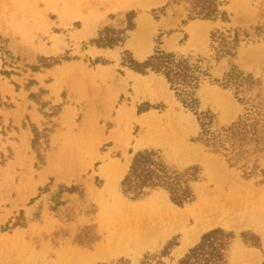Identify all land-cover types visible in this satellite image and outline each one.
I'll return each mask as SVG.
<instances>
[{"label": "rangeland", "instance_id": "obj_1", "mask_svg": "<svg viewBox=\"0 0 264 264\" xmlns=\"http://www.w3.org/2000/svg\"><path fill=\"white\" fill-rule=\"evenodd\" d=\"M169 1L0 0V264H139L171 239L178 245L162 261L175 264L215 227L237 236L230 264H264V177L246 178L193 142L196 118L163 78L121 65L126 50L144 60L162 35L164 49L205 56L215 78L230 63L264 78V35L255 34V27L264 28V0H225L227 22L186 20L187 0ZM163 6V14L153 13ZM129 11L137 13L135 27L122 46L92 44L104 27L125 28ZM140 20L147 28L143 56L136 49ZM213 29H239L251 41L241 43L235 58L216 62L209 48ZM139 106L148 110L139 113ZM200 110L212 111L221 126L242 107L230 90L206 83ZM147 148L177 168H201L194 202L175 206L162 190L141 200L121 193L133 153ZM260 165L264 169V160ZM165 202L181 214L175 229L144 244L115 237L120 213ZM205 212L216 213V221L206 225ZM195 228L199 235L184 245ZM241 232L257 234L261 247L243 244Z\"/></svg>", "mask_w": 264, "mask_h": 264}, {"label": "trees", "instance_id": "obj_2", "mask_svg": "<svg viewBox=\"0 0 264 264\" xmlns=\"http://www.w3.org/2000/svg\"><path fill=\"white\" fill-rule=\"evenodd\" d=\"M176 0H170L175 3ZM189 8L186 20H206L227 22L228 14L222 8L225 0H187ZM166 6V5H165ZM165 6L158 10L161 14ZM137 13L129 11L125 14L126 26L122 29L104 27L91 42L97 48H113L122 46L127 40V32L134 29L133 19ZM156 17V16H155ZM185 22V21H183ZM256 35H264L262 26L255 27ZM209 48L211 57L219 62L224 58H235L243 41H251L250 34L239 29L210 31ZM156 45L151 54L138 61L127 50L121 57V65L130 70L147 74L154 73L165 80L176 101L196 118L198 130L191 140L201 144L208 152L213 151V143L217 137L225 134L234 140L227 153L231 164L229 167L242 170L246 178L264 170L260 165L261 151L264 149V78L239 69L230 63L221 78L212 76V65L200 54L180 53L161 47L162 35L155 39ZM69 60V58H64ZM101 58L95 59V62ZM57 63V60H55ZM206 83H216L223 89L231 91L241 105V113L227 125H215V114L210 110H200V91ZM138 107V112L146 111ZM218 143V142H217ZM132 152V151H130ZM222 159L223 157L220 156ZM201 179V168L197 164L177 168L168 164L158 149H142L133 153L129 167L120 181L121 193L132 200H141L154 190L164 191L169 201L178 207L191 204L196 199L193 183ZM63 189H66L63 187ZM75 191V187L67 188ZM240 241L248 247L260 248L259 236L253 232H241ZM237 239L231 230L215 227L203 232L199 240L176 260L175 264H230V250ZM178 242L171 239L159 254L146 253L139 264H164L163 257L170 254ZM129 264L128 260L120 259ZM104 264V263H103ZM123 264V263H122Z\"/></svg>", "mask_w": 264, "mask_h": 264}, {"label": "bare ground", "instance_id": "obj_3", "mask_svg": "<svg viewBox=\"0 0 264 264\" xmlns=\"http://www.w3.org/2000/svg\"><path fill=\"white\" fill-rule=\"evenodd\" d=\"M146 28L145 23L140 21V28L136 34L137 40V52L139 55H144L145 51L142 47V42L145 38ZM140 42V43H139ZM164 84L167 83L163 79ZM237 106V105H236ZM119 172V171H118ZM122 172V170H121ZM120 174H113L109 180L110 186L119 178ZM109 187V186H108ZM160 202V201H159ZM211 206V205H210ZM212 210V209H211ZM206 219L208 222L206 225L216 221V213L205 212ZM181 214H177L173 211V207L167 202L158 206L154 210H144L143 211H127L126 213H120L117 222V230L115 237L119 239H127L137 244H144L152 237L159 234H167L171 231L172 227L175 229V225L181 221ZM182 223V221H181ZM205 225V226H206ZM201 229L195 228L194 230L187 233V240H185L184 245L191 243L200 233ZM115 238V239H116ZM114 241V240H113ZM131 243V242H130ZM127 245V244H126ZM131 245V244H130ZM129 245V246H130ZM133 245V243H132ZM183 249V248H182Z\"/></svg>", "mask_w": 264, "mask_h": 264}, {"label": "snow or ice", "instance_id": "obj_4", "mask_svg": "<svg viewBox=\"0 0 264 264\" xmlns=\"http://www.w3.org/2000/svg\"><path fill=\"white\" fill-rule=\"evenodd\" d=\"M221 131H225L223 126H221ZM229 145L235 146L234 140L229 138L226 134L222 137H217V140L213 143V151L218 152L219 155L223 157V160L221 161L222 164H231V160L227 155L228 151L230 150ZM261 159L264 160V149L261 151ZM261 232L264 233V221L261 223Z\"/></svg>", "mask_w": 264, "mask_h": 264}, {"label": "crops", "instance_id": "obj_5", "mask_svg": "<svg viewBox=\"0 0 264 264\" xmlns=\"http://www.w3.org/2000/svg\"><path fill=\"white\" fill-rule=\"evenodd\" d=\"M140 21H142V20H140ZM144 22V21H143ZM145 23V22H144ZM139 28H140V26H139ZM145 28H146V25H145ZM147 29V28H146ZM138 32V31H137Z\"/></svg>", "mask_w": 264, "mask_h": 264}]
</instances>
